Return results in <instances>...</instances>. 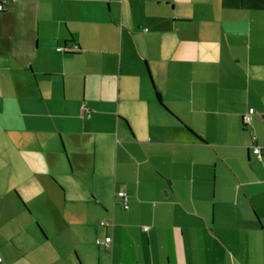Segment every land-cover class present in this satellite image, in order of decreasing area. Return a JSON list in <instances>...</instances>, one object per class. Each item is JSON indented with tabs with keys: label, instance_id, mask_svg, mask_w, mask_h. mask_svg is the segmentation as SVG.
<instances>
[{
	"label": "crops",
	"instance_id": "0c3cea01",
	"mask_svg": "<svg viewBox=\"0 0 264 264\" xmlns=\"http://www.w3.org/2000/svg\"><path fill=\"white\" fill-rule=\"evenodd\" d=\"M2 72L15 194L66 235L0 193V264H264V0H4ZM70 174L92 208L52 203Z\"/></svg>",
	"mask_w": 264,
	"mask_h": 264
},
{
	"label": "rangeland",
	"instance_id": "374dc122",
	"mask_svg": "<svg viewBox=\"0 0 264 264\" xmlns=\"http://www.w3.org/2000/svg\"><path fill=\"white\" fill-rule=\"evenodd\" d=\"M4 74L3 72L0 73V76ZM10 75V74H9ZM21 75V74H20ZM12 77V79L17 80L16 78H14L12 75H10ZM6 78L7 77H3L2 78V82H4L6 84ZM18 82L15 81L14 83V87L13 90H16V93H18V95L16 96V98L18 99H12L10 96V91L9 89L6 91L5 96L1 97V104H0V121H5V122H10V125H14L15 123H18L19 125L21 124V118L25 117V116H21V112L25 113L27 111L30 112V114H32L33 109L29 110L24 108H21V89H19L16 84ZM27 120H28V115L26 116ZM4 122V123H5ZM2 126V124H1ZM0 126V193H5L6 191L10 192V196L12 197V200L10 201V207H12L14 204L17 205V207H21L22 210H25V215H23L21 223H23V225H32V226H36L39 224L41 225L43 228H45L47 230V233L50 234L51 239L53 240H61L64 239L66 233L64 234L63 232L60 233V235L56 236V237H52L51 233H55V232H50V230L47 229L51 227V225L53 224L51 222L50 216H43L41 215L40 210L37 211V209H35L34 207H44V202H42L43 199H39L41 201H35L34 198H30L28 199V207H30V209L32 210V213H28L27 211V206L24 205L23 201H19L18 197L16 196V192L17 193H22L24 192V190H27L26 188V184H24V188H21V143L19 145L15 144L13 142V138L12 135L9 134L10 138H9V142H3L5 141V135L2 134L1 130L2 127ZM12 141V145H10ZM8 144L10 147H8ZM3 145V147H2ZM6 149L9 148L8 151H3L2 149ZM64 165L66 167V170L68 173L71 172V166L69 164V161H65ZM69 175V174H68ZM76 176H72V174H70V176L64 178V180L62 181V183L57 182L55 179V181L57 182V184H52V189L55 188L57 191V198L55 201H52V203H55L57 205L54 206H58V207H76L78 206L80 203L77 202L78 198H83L84 200H81V202H84V206L86 209H90L93 207L94 202L90 199V195L89 194H85L84 196L82 194H80V186L78 184V181L75 179ZM33 179V178H32ZM59 180V179H58ZM54 181V182H55ZM65 189L66 192H64L63 194L61 193V190L63 188ZM63 189V190H64ZM42 191V189H41ZM40 191V192H41ZM43 191H48V193H51V189L43 187ZM53 191V190H52ZM55 191V190H54ZM46 193V194H48ZM36 197V196H35ZM8 203V201H5ZM11 203H14L13 205ZM40 209V208H39ZM94 216L95 215H91L89 218V224H90V230L92 229V224L94 221ZM91 233V232H90ZM0 259H2L1 255H0Z\"/></svg>",
	"mask_w": 264,
	"mask_h": 264
},
{
	"label": "built area",
	"instance_id": "2783aa9c",
	"mask_svg": "<svg viewBox=\"0 0 264 264\" xmlns=\"http://www.w3.org/2000/svg\"><path fill=\"white\" fill-rule=\"evenodd\" d=\"M4 2V0H0V11H2V3ZM58 51H64V52H76V47L73 46L72 48H68V49H58ZM252 114H253V110L250 109L248 111V113L246 115L243 116L242 119V123L245 126H248L251 124V120H252ZM253 154L257 155L258 157L260 156V148L259 147H255L253 149ZM116 198L119 200V205L121 207L122 210H127L128 209V199L127 196L125 195V193L123 192H118V194H116ZM100 226L102 227H106L109 226L110 223L108 222H100L99 223ZM95 244L99 247L102 248H109L111 245V238L110 237H105L102 241L101 240H96Z\"/></svg>",
	"mask_w": 264,
	"mask_h": 264
},
{
	"label": "trees",
	"instance_id": "16d2710c",
	"mask_svg": "<svg viewBox=\"0 0 264 264\" xmlns=\"http://www.w3.org/2000/svg\"><path fill=\"white\" fill-rule=\"evenodd\" d=\"M243 126H245V125L243 124Z\"/></svg>",
	"mask_w": 264,
	"mask_h": 264
}]
</instances>
